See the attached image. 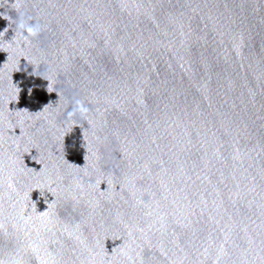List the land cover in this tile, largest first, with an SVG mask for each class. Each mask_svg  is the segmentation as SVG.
<instances>
[{
	"label": "water",
	"instance_id": "obj_1",
	"mask_svg": "<svg viewBox=\"0 0 264 264\" xmlns=\"http://www.w3.org/2000/svg\"><path fill=\"white\" fill-rule=\"evenodd\" d=\"M0 264H264V0H0Z\"/></svg>",
	"mask_w": 264,
	"mask_h": 264
},
{
	"label": "clouds",
	"instance_id": "obj_2",
	"mask_svg": "<svg viewBox=\"0 0 264 264\" xmlns=\"http://www.w3.org/2000/svg\"><path fill=\"white\" fill-rule=\"evenodd\" d=\"M22 27H23V25H22ZM27 31H28L29 33H34V32H35V28H34L33 26H28V27H27Z\"/></svg>",
	"mask_w": 264,
	"mask_h": 264
}]
</instances>
